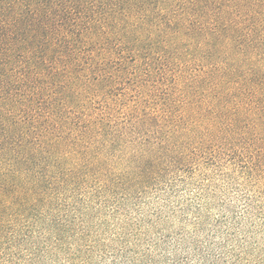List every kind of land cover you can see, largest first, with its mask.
Wrapping results in <instances>:
<instances>
[{"label":"trees","instance_id":"obj_1","mask_svg":"<svg viewBox=\"0 0 264 264\" xmlns=\"http://www.w3.org/2000/svg\"><path fill=\"white\" fill-rule=\"evenodd\" d=\"M172 204L264 264V0H0V264H160Z\"/></svg>","mask_w":264,"mask_h":264},{"label":"clouds","instance_id":"obj_2","mask_svg":"<svg viewBox=\"0 0 264 264\" xmlns=\"http://www.w3.org/2000/svg\"><path fill=\"white\" fill-rule=\"evenodd\" d=\"M204 195L202 190L196 191H185L182 194L177 196V200L180 201V208H185L187 205H193L192 213L195 212L194 205L203 203L202 196ZM217 200L221 203L226 204V201L223 199V193L217 195ZM167 214L169 222L172 224V228L166 229L167 231H175L179 229L181 235L178 237H173L167 244L163 243L162 236L152 233L150 242L146 245H143L148 252L155 256L157 260L160 261V264H173V260L165 261V256L167 257H176V256H186L191 257L193 254V244L194 242L198 244L201 248L205 249V254L211 256L212 253H216L217 257L224 256L225 259L231 261L235 259V256L232 255L233 252H241V249L236 245V238L231 237L224 231L223 226L217 231L211 229V225L207 226V229L204 231L200 230V222L197 215L188 216V221H191V224L187 221L185 223H180L177 215L174 213H179V209L176 208L175 204H172L169 209L164 210ZM218 211L221 213L225 212V208H221ZM188 214V213H187ZM163 222H161L162 226ZM151 232L149 226H145ZM143 232V229H141ZM252 239L249 236V240ZM258 239V237H256ZM246 246V245H245ZM111 255V254H109ZM121 264V260L116 257H112L103 262V264ZM186 264H204V261L189 260Z\"/></svg>","mask_w":264,"mask_h":264},{"label":"rangeland","instance_id":"obj_3","mask_svg":"<svg viewBox=\"0 0 264 264\" xmlns=\"http://www.w3.org/2000/svg\"><path fill=\"white\" fill-rule=\"evenodd\" d=\"M218 202L219 201L216 199V200H213L211 203V204H214L211 206L212 209H210L211 210L210 211L211 220L214 219V217L217 218L218 214L221 213L220 211H218L220 209L218 207ZM237 203L240 204V201H237ZM158 204H159V196L158 195L155 198L148 199L143 204L144 209H143L142 213L148 214V212H152V210H154ZM126 214L127 213H124L121 216H118L117 221L123 222V220H125L127 217L131 218L129 216L130 214L129 215H126ZM133 216H135V215H133ZM130 222L132 223L131 220H130ZM209 223H212V221ZM113 224H115L114 220H110L108 223L102 224V225L98 224L96 220H91V225H92L91 226V233H92L91 235H92V237H94V236L98 237L99 239L103 240V244L109 245V246H111L110 239L112 238V236H118L119 234H122V233H128V234L131 233L132 234V236H129L127 238V240L129 242L137 241V238L134 235L135 233L132 230V228L126 229L124 231H118L117 227L113 226ZM162 227L169 229V228H172V225H170V223L167 222L164 225H162L161 228ZM258 239H259V237H258ZM101 248H104V246H101ZM65 256H66V254H64V255L60 254L59 260H57L55 264H60L62 262H65V260H67ZM108 257H109V255L106 258H108ZM247 258H249V260L252 262V264H256V262H258V260H256L254 258V254L248 256ZM79 259L80 258H77V260H79ZM101 259H103L101 256L96 257V254H95L92 264H100ZM260 264H262V263H260Z\"/></svg>","mask_w":264,"mask_h":264}]
</instances>
